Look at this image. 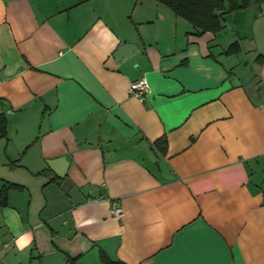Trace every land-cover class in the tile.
Here are the masks:
<instances>
[{"label":"crops","instance_id":"obj_1","mask_svg":"<svg viewBox=\"0 0 264 264\" xmlns=\"http://www.w3.org/2000/svg\"><path fill=\"white\" fill-rule=\"evenodd\" d=\"M168 9L0 0V264H264V1Z\"/></svg>","mask_w":264,"mask_h":264},{"label":"trees","instance_id":"obj_2","mask_svg":"<svg viewBox=\"0 0 264 264\" xmlns=\"http://www.w3.org/2000/svg\"><path fill=\"white\" fill-rule=\"evenodd\" d=\"M169 7L177 16L185 19L195 28L204 32H220L223 27V18L227 13L246 8L251 0H156ZM258 3L264 0H256ZM238 44L230 46L228 52L238 50ZM7 131V119L0 113V136H5ZM159 141H164L162 138ZM10 188H21L20 185L10 183L0 190V204L7 205L8 190ZM106 264L112 263L105 255H102Z\"/></svg>","mask_w":264,"mask_h":264},{"label":"water","instance_id":"obj_3","mask_svg":"<svg viewBox=\"0 0 264 264\" xmlns=\"http://www.w3.org/2000/svg\"><path fill=\"white\" fill-rule=\"evenodd\" d=\"M138 46L132 42H124L122 43L114 52V57L119 61H127L138 53ZM50 167L60 176L64 177L66 173V169L68 166V162L66 158H57L54 160L48 161Z\"/></svg>","mask_w":264,"mask_h":264},{"label":"built area","instance_id":"obj_4","mask_svg":"<svg viewBox=\"0 0 264 264\" xmlns=\"http://www.w3.org/2000/svg\"><path fill=\"white\" fill-rule=\"evenodd\" d=\"M130 92L141 99H145L147 94L150 92V87L145 78L139 79L137 81H134L130 85ZM123 209L118 207L115 209V213L120 215L122 213Z\"/></svg>","mask_w":264,"mask_h":264},{"label":"rangeland","instance_id":"obj_5","mask_svg":"<svg viewBox=\"0 0 264 264\" xmlns=\"http://www.w3.org/2000/svg\"><path fill=\"white\" fill-rule=\"evenodd\" d=\"M164 6H165V5H164ZM168 10H169V12H171V14H174L173 11H171V9H168ZM189 26H190V25H189ZM190 27H191V26H190Z\"/></svg>","mask_w":264,"mask_h":264}]
</instances>
